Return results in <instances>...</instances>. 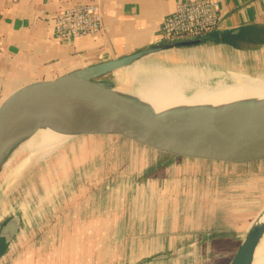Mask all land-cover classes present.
Instances as JSON below:
<instances>
[{
	"label": "rangeland",
	"instance_id": "1",
	"mask_svg": "<svg viewBox=\"0 0 264 264\" xmlns=\"http://www.w3.org/2000/svg\"><path fill=\"white\" fill-rule=\"evenodd\" d=\"M159 62L138 60L117 70H125L119 80L111 81L108 74L100 80L124 92L137 86L141 71L157 67L179 75L175 68L181 66ZM184 67L201 71L192 78L185 74L195 84L233 73ZM246 75L264 77V72ZM73 138L22 178L7 169L1 197L22 181L29 189L42 178L43 168L47 180H53L51 167L62 164L68 171L57 170L49 208L30 205L29 213L24 211L11 250L0 241V253L5 251L0 264H225L247 228L264 215V159L230 164L157 155L118 136ZM9 161L10 156L3 167ZM16 210L22 215L21 208ZM220 233L222 239L214 241ZM195 239L198 244H192ZM183 245L189 246L178 249ZM162 252L169 258L149 259Z\"/></svg>",
	"mask_w": 264,
	"mask_h": 264
},
{
	"label": "crops",
	"instance_id": "2",
	"mask_svg": "<svg viewBox=\"0 0 264 264\" xmlns=\"http://www.w3.org/2000/svg\"><path fill=\"white\" fill-rule=\"evenodd\" d=\"M92 1L97 2L100 10L98 32L68 40L55 38L52 28L55 14L62 8ZM185 1L189 0H0V104L27 83L53 79L141 49L150 51L139 60L156 58L165 65L213 68L216 73L264 72V0H216L219 14L216 27L199 36L163 38L162 20L179 2ZM123 72L115 70L107 77L117 81ZM62 167L61 164L48 170L53 180H47L43 168L42 178L36 179L27 190L23 181L16 188L7 187L2 193V197L6 194L5 201L0 196L1 224L13 214L23 222L24 211L29 213L30 205L38 210L51 205L50 195L57 190V170L68 171ZM13 192L17 196L9 197ZM19 208L22 215L16 210ZM87 221L94 231V220ZM190 224L188 227L196 230ZM193 235L199 234L194 231ZM220 236L221 233L213 235V240L222 239ZM199 241L195 239L192 244ZM6 249L11 250L10 243ZM4 253H0V259Z\"/></svg>",
	"mask_w": 264,
	"mask_h": 264
},
{
	"label": "water",
	"instance_id": "3",
	"mask_svg": "<svg viewBox=\"0 0 264 264\" xmlns=\"http://www.w3.org/2000/svg\"><path fill=\"white\" fill-rule=\"evenodd\" d=\"M149 51L141 49L96 62L53 79L27 83L13 91L0 104V164L10 148L33 135L44 120L58 123L72 134L70 137L118 136L157 155L230 164L264 159V106L249 108L219 123L177 121L176 115H159L100 80L138 61ZM19 226L17 214L0 225V238L5 244L15 237ZM260 230L261 225L247 228L225 264H247L250 247ZM169 256V252H162L149 259Z\"/></svg>",
	"mask_w": 264,
	"mask_h": 264
},
{
	"label": "bare ground",
	"instance_id": "4",
	"mask_svg": "<svg viewBox=\"0 0 264 264\" xmlns=\"http://www.w3.org/2000/svg\"><path fill=\"white\" fill-rule=\"evenodd\" d=\"M153 69L139 72L137 86L130 91L121 92L115 87L111 89L139 101L159 115H176L177 121L202 120L219 123L249 108L264 106L263 76L233 72L225 77H208L203 83L195 84L187 81L185 74H188L186 78H192L201 73L197 69L175 68L178 76L167 73L163 68ZM143 72L148 73L143 75ZM71 135L58 123L44 120L33 135L10 148L0 164V186L9 167L18 178H22L32 171L31 168L34 169L62 148ZM9 156L8 165L3 167ZM253 225H261V230L256 242L250 247L247 264H264V215L256 218Z\"/></svg>",
	"mask_w": 264,
	"mask_h": 264
},
{
	"label": "built area",
	"instance_id": "5",
	"mask_svg": "<svg viewBox=\"0 0 264 264\" xmlns=\"http://www.w3.org/2000/svg\"><path fill=\"white\" fill-rule=\"evenodd\" d=\"M216 0L179 2L164 17L160 26L163 38L199 36L218 25ZM101 27L97 2L78 3L59 10L53 18V34L57 39H71L79 35L95 34Z\"/></svg>",
	"mask_w": 264,
	"mask_h": 264
},
{
	"label": "trees",
	"instance_id": "6",
	"mask_svg": "<svg viewBox=\"0 0 264 264\" xmlns=\"http://www.w3.org/2000/svg\"><path fill=\"white\" fill-rule=\"evenodd\" d=\"M0 241H2L1 238H0ZM2 242H3V241H2ZM4 246H5L4 250H6V247L8 246V244H5ZM4 250H3V251H4Z\"/></svg>",
	"mask_w": 264,
	"mask_h": 264
}]
</instances>
